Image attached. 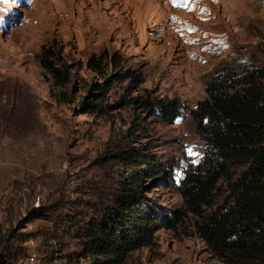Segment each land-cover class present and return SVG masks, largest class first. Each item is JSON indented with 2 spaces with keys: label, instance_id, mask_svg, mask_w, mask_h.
Instances as JSON below:
<instances>
[{
  "label": "rangeland",
  "instance_id": "rangeland-1",
  "mask_svg": "<svg viewBox=\"0 0 264 264\" xmlns=\"http://www.w3.org/2000/svg\"><path fill=\"white\" fill-rule=\"evenodd\" d=\"M0 0V253L3 264H95L84 242L124 199L132 153L167 164L174 179L209 149L191 112L210 76L264 71V0ZM195 29V30H193ZM52 47L71 66L65 103L40 64ZM119 53L140 80L117 81L96 109L89 88L103 85L92 56ZM105 62H108L105 60ZM264 89V75L257 79ZM93 101V98H89ZM178 100L181 117L163 121L140 101ZM137 101V103H133ZM3 111V112H2ZM13 112L4 122L3 113ZM191 147L193 154L186 149ZM242 167L237 168V174ZM219 181L217 202L232 196ZM149 206L178 209L171 179L145 178ZM186 212L175 228L124 264H224Z\"/></svg>",
  "mask_w": 264,
  "mask_h": 264
},
{
  "label": "trees",
  "instance_id": "trees-1",
  "mask_svg": "<svg viewBox=\"0 0 264 264\" xmlns=\"http://www.w3.org/2000/svg\"><path fill=\"white\" fill-rule=\"evenodd\" d=\"M124 63L119 53L94 55L88 60V68L103 85L88 89L82 108L96 109L94 101L108 94L117 81L140 80ZM40 64L62 90L58 97L65 103L75 101L66 91L72 69L61 54L43 47ZM262 75L264 71L241 76L225 68L208 78L207 98L197 103L191 116L209 149L180 179H174L167 164L144 152L127 158L125 163L132 168L124 183V199L115 200L108 220L92 223L83 246L85 256H96L95 264H124L131 252L150 245L158 230L175 228L191 212L201 218L197 229L207 248L224 264H264V89L257 82ZM140 104L166 122L183 114L178 100ZM3 115L4 122L13 120V112ZM151 177L160 184L171 179L183 197V206L169 210L149 206L139 193L144 179ZM220 180L231 182L232 188V196L222 203L217 202ZM3 260L0 253V264Z\"/></svg>",
  "mask_w": 264,
  "mask_h": 264
},
{
  "label": "snow or ice",
  "instance_id": "snow-or-ice-1",
  "mask_svg": "<svg viewBox=\"0 0 264 264\" xmlns=\"http://www.w3.org/2000/svg\"><path fill=\"white\" fill-rule=\"evenodd\" d=\"M176 3H177V6H184V5L180 4V3L178 2V0H176ZM193 30H195V29H193ZM186 151H187L189 154H193V149H192L191 147H188V148L186 149Z\"/></svg>",
  "mask_w": 264,
  "mask_h": 264
}]
</instances>
